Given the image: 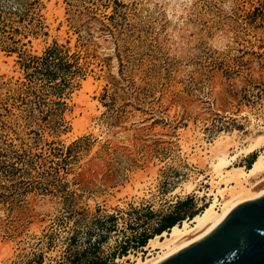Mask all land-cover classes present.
I'll return each mask as SVG.
<instances>
[{
	"label": "rangeland",
	"instance_id": "374dc122",
	"mask_svg": "<svg viewBox=\"0 0 264 264\" xmlns=\"http://www.w3.org/2000/svg\"><path fill=\"white\" fill-rule=\"evenodd\" d=\"M252 124L264 0H0V264L145 258L209 201L198 140Z\"/></svg>",
	"mask_w": 264,
	"mask_h": 264
},
{
	"label": "bare ground",
	"instance_id": "6f19581e",
	"mask_svg": "<svg viewBox=\"0 0 264 264\" xmlns=\"http://www.w3.org/2000/svg\"><path fill=\"white\" fill-rule=\"evenodd\" d=\"M90 83L87 81L84 84L82 94L90 89ZM89 103V106L94 105ZM257 127L252 124L247 129V134H244V131L221 133L208 146L202 138L199 139L198 142L207 151H202L196 157L193 155V161L206 171L199 175L195 182L205 179L209 187L207 190L196 192L200 196L205 195L209 200L208 203L191 219H184L180 224H173L168 230L150 237L142 247L146 252L145 258H142L141 254L136 257L124 256V259L129 258L131 262L119 259L113 264H158L209 235L239 204L256 200L264 195V152L259 151L248 167L233 165L240 156L246 158L264 146V126ZM193 185L194 182H187L184 190H191Z\"/></svg>",
	"mask_w": 264,
	"mask_h": 264
},
{
	"label": "water",
	"instance_id": "95a60500",
	"mask_svg": "<svg viewBox=\"0 0 264 264\" xmlns=\"http://www.w3.org/2000/svg\"><path fill=\"white\" fill-rule=\"evenodd\" d=\"M158 264H264V195L239 204L209 235Z\"/></svg>",
	"mask_w": 264,
	"mask_h": 264
},
{
	"label": "trees",
	"instance_id": "16d2710c",
	"mask_svg": "<svg viewBox=\"0 0 264 264\" xmlns=\"http://www.w3.org/2000/svg\"><path fill=\"white\" fill-rule=\"evenodd\" d=\"M255 156H252L249 160V166L250 164L253 162ZM175 218L173 217H168L165 221V224H163L160 229H159V233L162 232L163 230L165 229H168L170 226H172L173 224H175ZM146 239L145 238H142L140 241H139V244L140 246H144V243H145Z\"/></svg>",
	"mask_w": 264,
	"mask_h": 264
},
{
	"label": "built area",
	"instance_id": "2783aa9c",
	"mask_svg": "<svg viewBox=\"0 0 264 264\" xmlns=\"http://www.w3.org/2000/svg\"><path fill=\"white\" fill-rule=\"evenodd\" d=\"M261 152H264V148L261 149ZM258 153H259V151L255 152L253 155L256 156ZM245 163H246L245 165L248 167V166H249V163H247V162H245ZM204 206H205V205H204ZM200 211H201V210H200Z\"/></svg>",
	"mask_w": 264,
	"mask_h": 264
}]
</instances>
